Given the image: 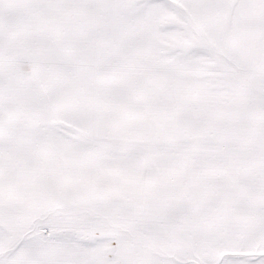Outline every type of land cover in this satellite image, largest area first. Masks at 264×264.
<instances>
[{
    "label": "snow or ice",
    "instance_id": "obj_1",
    "mask_svg": "<svg viewBox=\"0 0 264 264\" xmlns=\"http://www.w3.org/2000/svg\"><path fill=\"white\" fill-rule=\"evenodd\" d=\"M0 264H264V0H0Z\"/></svg>",
    "mask_w": 264,
    "mask_h": 264
}]
</instances>
